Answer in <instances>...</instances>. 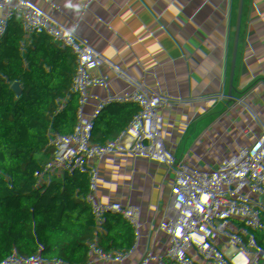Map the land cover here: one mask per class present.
<instances>
[{"label":"crops","instance_id":"1","mask_svg":"<svg viewBox=\"0 0 264 264\" xmlns=\"http://www.w3.org/2000/svg\"><path fill=\"white\" fill-rule=\"evenodd\" d=\"M166 1L183 29L197 24L182 33L185 55L176 35L153 33L137 0H0V116L18 138L1 126L0 136L131 226L118 239L122 264H217L205 233L230 251L264 205V158L254 160L264 154V32L218 26L190 228L210 35L198 24L211 13L197 17L200 0ZM77 81L93 99L64 112ZM62 201L70 221L92 219L67 193ZM50 222L47 242L66 220Z\"/></svg>","mask_w":264,"mask_h":264},{"label":"built area","instance_id":"2","mask_svg":"<svg viewBox=\"0 0 264 264\" xmlns=\"http://www.w3.org/2000/svg\"><path fill=\"white\" fill-rule=\"evenodd\" d=\"M137 5L139 10L147 13V24L153 33L165 38L181 32L182 25L179 15L168 5L166 0H137ZM187 52L186 47L180 49L181 55H185ZM129 74L136 75V72L130 71ZM74 84L76 90L70 95L69 104L64 108V112L69 111L73 105L81 104L84 99H93L87 87L78 81ZM97 104L103 112H107L105 107L100 103ZM0 126L10 132L13 137L18 138L16 134L11 132L1 116ZM46 133L47 131L44 134ZM35 156L36 151L26 156L0 136V164L9 165L20 177L29 179L35 185L36 192L30 214V221L38 224L35 252L27 262L10 258L8 264H52L54 249L60 241L67 234L83 231L94 232L98 239L87 255L77 264H122L123 244L118 239L130 235L133 232L131 226L121 220L109 219L104 216L101 210L94 208L85 199L66 188L59 179L51 175L47 168L37 165ZM260 158H264V154L254 157V160ZM257 177L264 185V168L259 170ZM62 193H67L74 203L92 215V219L70 221L68 219L69 204L63 201L60 203L53 202ZM52 216H60L66 222L56 229L51 240L47 242L44 237L51 226L50 219ZM261 225L263 226V233L257 238H253V232ZM16 231L17 240H20L26 231V226L19 227ZM204 236L219 253L220 262L217 264H264V205L256 210L244 234L232 250L220 249L210 233L206 232ZM205 260L211 261L207 255Z\"/></svg>","mask_w":264,"mask_h":264},{"label":"trees","instance_id":"3","mask_svg":"<svg viewBox=\"0 0 264 264\" xmlns=\"http://www.w3.org/2000/svg\"><path fill=\"white\" fill-rule=\"evenodd\" d=\"M35 196V185L29 179L0 164V264H8L10 258L27 262L33 257L38 224L30 221V214ZM22 226L26 231L17 240L16 229ZM97 239L92 231L68 234L54 249L52 264H77Z\"/></svg>","mask_w":264,"mask_h":264},{"label":"water","instance_id":"4","mask_svg":"<svg viewBox=\"0 0 264 264\" xmlns=\"http://www.w3.org/2000/svg\"><path fill=\"white\" fill-rule=\"evenodd\" d=\"M205 2L204 7L200 10L197 17L205 11L209 10L211 13L210 20L205 24H198V26L205 27L210 30L209 44H208V55L206 62V71L204 78V86L202 93V102L197 130L196 147L193 163V172L190 189V201H189V217L187 224L193 227L191 223L192 210L194 204V198L196 193V184L198 179V170L200 162V153L202 146V135L204 127V117L206 110V101L208 93V85L210 78V69L212 63V56L214 52H217L214 41L216 36V29L218 22L223 19L230 20L236 27L244 31L259 30L264 32V0H200ZM192 26L197 24L190 23L176 36L181 39V43L184 47H187L192 51V47L186 36L182 33Z\"/></svg>","mask_w":264,"mask_h":264},{"label":"rangeland","instance_id":"5","mask_svg":"<svg viewBox=\"0 0 264 264\" xmlns=\"http://www.w3.org/2000/svg\"><path fill=\"white\" fill-rule=\"evenodd\" d=\"M225 20H227V19L220 20V22L217 25V28H218L219 25H222L221 26L222 28H225L226 26H229V28L231 29L230 32L235 31V30H238L239 31V29L234 24H232L231 21L229 22L227 20L225 23L220 24L221 22H223ZM216 31L217 32H216V36H215V43L217 44L219 42V40L222 38V35L224 33V30H219V28H218V29H216Z\"/></svg>","mask_w":264,"mask_h":264},{"label":"flooded vegetation","instance_id":"6","mask_svg":"<svg viewBox=\"0 0 264 264\" xmlns=\"http://www.w3.org/2000/svg\"><path fill=\"white\" fill-rule=\"evenodd\" d=\"M254 31H259V30H254Z\"/></svg>","mask_w":264,"mask_h":264}]
</instances>
